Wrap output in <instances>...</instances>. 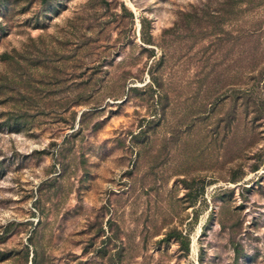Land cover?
Listing matches in <instances>:
<instances>
[{"label": "rangeland", "instance_id": "rangeland-1", "mask_svg": "<svg viewBox=\"0 0 264 264\" xmlns=\"http://www.w3.org/2000/svg\"><path fill=\"white\" fill-rule=\"evenodd\" d=\"M264 0H0V264H264Z\"/></svg>", "mask_w": 264, "mask_h": 264}, {"label": "trees", "instance_id": "trees-1", "mask_svg": "<svg viewBox=\"0 0 264 264\" xmlns=\"http://www.w3.org/2000/svg\"><path fill=\"white\" fill-rule=\"evenodd\" d=\"M261 79H263V80H264V76H263V77H261Z\"/></svg>", "mask_w": 264, "mask_h": 264}]
</instances>
